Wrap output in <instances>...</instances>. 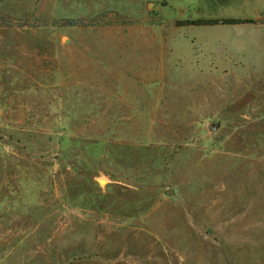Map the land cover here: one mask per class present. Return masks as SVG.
<instances>
[{
  "label": "rangeland",
  "instance_id": "1",
  "mask_svg": "<svg viewBox=\"0 0 264 264\" xmlns=\"http://www.w3.org/2000/svg\"><path fill=\"white\" fill-rule=\"evenodd\" d=\"M176 1L0 0V264H264V0Z\"/></svg>",
  "mask_w": 264,
  "mask_h": 264
},
{
  "label": "trees",
  "instance_id": "2",
  "mask_svg": "<svg viewBox=\"0 0 264 264\" xmlns=\"http://www.w3.org/2000/svg\"><path fill=\"white\" fill-rule=\"evenodd\" d=\"M249 24L253 23L250 19H199V20H182L177 21L178 26H208V25H235V24Z\"/></svg>",
  "mask_w": 264,
  "mask_h": 264
},
{
  "label": "crops",
  "instance_id": "3",
  "mask_svg": "<svg viewBox=\"0 0 264 264\" xmlns=\"http://www.w3.org/2000/svg\"><path fill=\"white\" fill-rule=\"evenodd\" d=\"M173 1H174L175 3L178 2V1H176V0H173ZM188 1H189V0H188ZM178 21H180V20H178ZM254 21L256 22V20H254ZM176 23H177V21H176Z\"/></svg>",
  "mask_w": 264,
  "mask_h": 264
},
{
  "label": "water",
  "instance_id": "4",
  "mask_svg": "<svg viewBox=\"0 0 264 264\" xmlns=\"http://www.w3.org/2000/svg\"><path fill=\"white\" fill-rule=\"evenodd\" d=\"M213 128H214V127H212V126H211V127H209V129H210V130H212Z\"/></svg>",
  "mask_w": 264,
  "mask_h": 264
}]
</instances>
